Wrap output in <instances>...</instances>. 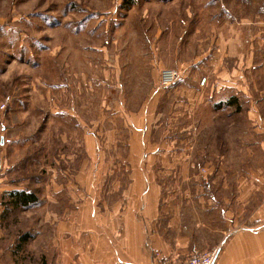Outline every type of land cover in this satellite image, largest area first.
Returning a JSON list of instances; mask_svg holds the SVG:
<instances>
[{
  "label": "rangeland",
  "instance_id": "374dc122",
  "mask_svg": "<svg viewBox=\"0 0 264 264\" xmlns=\"http://www.w3.org/2000/svg\"><path fill=\"white\" fill-rule=\"evenodd\" d=\"M129 1L0 0V264H49L44 254L56 234L46 220L68 215L76 189L87 200L95 189L134 187L139 173L207 174L208 166L187 160V140L217 137L187 132L210 123L201 79L216 76L220 64L233 68L242 35L257 34L264 66V0ZM167 69L180 78L164 88ZM183 78L195 89L194 117L186 109L191 98L177 89ZM243 112L224 119L225 150L222 141L220 150H196L212 159L226 155L224 166H210L214 174L264 167L261 158L250 163L252 120ZM12 190L32 193L38 203L10 207ZM25 233L35 238L21 248Z\"/></svg>",
  "mask_w": 264,
  "mask_h": 264
},
{
  "label": "crops",
  "instance_id": "0c3cea01",
  "mask_svg": "<svg viewBox=\"0 0 264 264\" xmlns=\"http://www.w3.org/2000/svg\"><path fill=\"white\" fill-rule=\"evenodd\" d=\"M239 38L240 48L234 45L233 68L229 71V64L217 65L216 76H204L200 81L209 125L196 130L193 125L187 127L189 133L217 135L209 142L194 137L187 140L189 163L204 164L209 172L201 176L188 170L183 175L172 171L149 179L139 173L134 187H119L117 183L114 188L95 189L87 200L82 199L81 190H74L77 199L68 215L58 211L55 218L43 221L53 224L56 234L49 239L44 254L49 264H161L158 254L170 264H181L196 251L214 248L219 250L215 264H264V167L231 175L221 167L214 174L210 166H224L226 155L212 159L196 151L211 148V144L220 150V141L225 150L224 119L231 115L240 118L244 111L246 120H252L245 144L250 163L256 164L259 158L264 162V152L257 157L252 151L259 147L264 151V66L257 58L258 36ZM178 85H183L178 91L191 98V107L186 105V109H191L190 117H194L191 78H183ZM231 99L234 105L227 106ZM219 122L224 124L220 127ZM237 127L242 132L239 122ZM240 160L234 158L237 164ZM178 181L186 182L184 189ZM196 181L202 182L201 187L192 189L189 183ZM179 196L190 202L184 204Z\"/></svg>",
  "mask_w": 264,
  "mask_h": 264
},
{
  "label": "built area",
  "instance_id": "2783aa9c",
  "mask_svg": "<svg viewBox=\"0 0 264 264\" xmlns=\"http://www.w3.org/2000/svg\"><path fill=\"white\" fill-rule=\"evenodd\" d=\"M180 78L179 73L173 69L163 70L161 73L160 84L162 87L167 88L172 86ZM218 249L207 252H194L186 261L181 264H215L218 257ZM157 259L161 264H170L168 261L163 260L158 254Z\"/></svg>",
  "mask_w": 264,
  "mask_h": 264
},
{
  "label": "trees",
  "instance_id": "16d2710c",
  "mask_svg": "<svg viewBox=\"0 0 264 264\" xmlns=\"http://www.w3.org/2000/svg\"><path fill=\"white\" fill-rule=\"evenodd\" d=\"M129 4L127 6H130V1L127 0ZM132 5V2H131ZM126 6V5H125ZM234 101L231 99L229 103H227V106H233ZM8 199L10 200V207L15 208H23L28 209L31 206H34L38 203V200L36 196L32 193H28L26 191H19V190H12L8 192L7 194ZM35 237L30 233L23 234L19 239V245H21V248L28 244L29 241L33 240Z\"/></svg>",
  "mask_w": 264,
  "mask_h": 264
}]
</instances>
